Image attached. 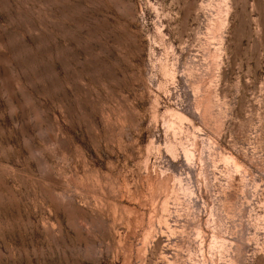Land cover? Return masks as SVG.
<instances>
[{
    "label": "rangeland",
    "instance_id": "obj_1",
    "mask_svg": "<svg viewBox=\"0 0 264 264\" xmlns=\"http://www.w3.org/2000/svg\"><path fill=\"white\" fill-rule=\"evenodd\" d=\"M0 264H264V0H0Z\"/></svg>",
    "mask_w": 264,
    "mask_h": 264
}]
</instances>
